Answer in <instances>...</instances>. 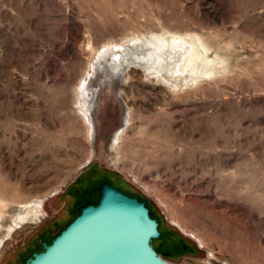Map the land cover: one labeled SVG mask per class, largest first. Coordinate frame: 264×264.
Here are the masks:
<instances>
[{"label":"rangeland","instance_id":"obj_1","mask_svg":"<svg viewBox=\"0 0 264 264\" xmlns=\"http://www.w3.org/2000/svg\"><path fill=\"white\" fill-rule=\"evenodd\" d=\"M90 166L146 199L167 261L264 264V0H0V264L76 216Z\"/></svg>","mask_w":264,"mask_h":264},{"label":"water","instance_id":"obj_2","mask_svg":"<svg viewBox=\"0 0 264 264\" xmlns=\"http://www.w3.org/2000/svg\"><path fill=\"white\" fill-rule=\"evenodd\" d=\"M97 189V200L79 206L76 216L22 264H173L152 245L160 231L146 199L108 182Z\"/></svg>","mask_w":264,"mask_h":264},{"label":"flooded vegetation","instance_id":"obj_3","mask_svg":"<svg viewBox=\"0 0 264 264\" xmlns=\"http://www.w3.org/2000/svg\"><path fill=\"white\" fill-rule=\"evenodd\" d=\"M95 170L96 169L93 166H90L85 171L79 173L73 179L71 184L65 188V190L63 192V196L73 197L74 199L76 198L78 201H80L79 203L75 204V206H76L75 211L77 210V208L79 206H83V205H86L88 203H92L95 200H97V198L99 196L97 186L102 182H108L109 184L119 188V190L121 192L127 194L128 196L137 197L139 200H143L142 198H140V197H138L132 193H128V192L124 191L123 189H121L118 185H116L113 181H111L108 178L99 179L100 177L99 178L96 177ZM146 206L148 207L147 202H146ZM150 212H151V210H150ZM151 215L154 216L152 212H151ZM154 217H156V216H154ZM157 220H158V218H157ZM159 224H160V222L158 220V226H159ZM170 237H172V235H170ZM159 238H162V239L164 238V235H162L161 232H160L159 237L156 239H159ZM156 239L152 240V245H153L154 249L162 257H167L166 251L161 250V246L155 245L154 240H156ZM163 245L165 248L168 247L167 242H165ZM183 248L185 249L186 246H183ZM166 249L171 250L169 248H166Z\"/></svg>","mask_w":264,"mask_h":264},{"label":"bare ground","instance_id":"obj_4","mask_svg":"<svg viewBox=\"0 0 264 264\" xmlns=\"http://www.w3.org/2000/svg\"><path fill=\"white\" fill-rule=\"evenodd\" d=\"M171 36V35H169ZM173 36V35H172ZM187 36V35H186ZM188 37V36H187ZM172 40L173 42L178 41L179 39L177 37H168L166 39H164V42L169 43V41ZM180 40H182L183 42L187 43L188 46L190 45L191 47V51L188 55H186L183 58V64L182 66L180 65L179 67H181V71L180 72H185V71H189L190 74L192 76H199L201 74V68L204 66L208 67L211 63L210 60L207 58V56L204 55L205 53V47L203 46L202 43L197 44V41L195 42L194 40H192L191 38H181ZM182 42V43H183ZM178 44V43H177ZM150 46V45H149ZM175 46V45H174ZM179 46V45H178ZM187 46V45H186ZM169 48V47H168ZM178 48V47H176ZM186 49V48H185ZM170 50V49H169ZM159 51V50H158ZM161 51V50H160ZM166 51V50H165ZM168 51V50H167ZM176 51V50H175ZM162 52V51H161ZM177 52V51H176ZM155 53V52H154ZM168 53V52H167ZM173 53V52H172ZM160 54V53H159ZM158 54V55H159ZM170 54V52H169ZM152 55V54H151ZM163 55V54H162ZM160 55V56H162ZM176 55V54H175ZM157 56V54L155 55ZM173 56V55H172ZM164 57V55H163ZM153 56L150 58L152 59ZM170 58V57H169ZM176 58V56H175ZM168 59V58H167ZM173 59V58H172ZM177 59V58H176ZM172 61V60H171ZM180 61V59H179ZM170 63V61H168ZM163 63V61H162ZM180 63V62H179ZM156 64V63H155ZM172 64V63H171ZM181 64V63H180ZM173 65V64H172ZM177 64H174V66H176ZM179 65V64H178ZM170 67V66H169ZM169 69V68H168ZM167 69V70H168ZM177 69V68H176ZM211 71V70H210ZM172 72V71H171ZM174 73V72H173ZM206 74H211L209 73V69H206ZM205 75V74H204ZM203 75V76H204ZM201 76V75H200Z\"/></svg>","mask_w":264,"mask_h":264},{"label":"trees","instance_id":"obj_5","mask_svg":"<svg viewBox=\"0 0 264 264\" xmlns=\"http://www.w3.org/2000/svg\"><path fill=\"white\" fill-rule=\"evenodd\" d=\"M73 219V218H72ZM71 219V220H72ZM71 220H69L61 229H59V231L55 234V235H57L59 232H60V230H62ZM158 229H159V226H158ZM160 231V230H159ZM54 235V236H55ZM53 236V237H54ZM53 237H51L50 239H48L46 242H50L51 241V239L53 238ZM43 242V241H42ZM42 242L40 243V246H39V248L38 249H36L35 251H39V250H41L42 249ZM34 252V251H33ZM32 254V253H31ZM31 254L27 257V258H29L30 256H31ZM27 258H25V260L27 259ZM25 260H24V262H25Z\"/></svg>","mask_w":264,"mask_h":264}]
</instances>
